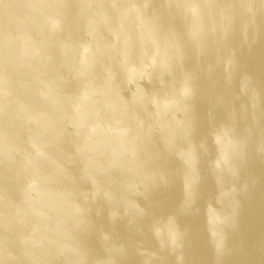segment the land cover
<instances>
[{"label": "water", "instance_id": "1", "mask_svg": "<svg viewBox=\"0 0 264 264\" xmlns=\"http://www.w3.org/2000/svg\"><path fill=\"white\" fill-rule=\"evenodd\" d=\"M0 264H264V0H0Z\"/></svg>", "mask_w": 264, "mask_h": 264}]
</instances>
